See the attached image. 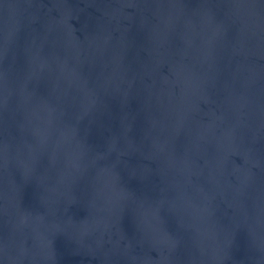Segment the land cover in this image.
<instances>
[{
	"label": "water",
	"instance_id": "obj_1",
	"mask_svg": "<svg viewBox=\"0 0 264 264\" xmlns=\"http://www.w3.org/2000/svg\"><path fill=\"white\" fill-rule=\"evenodd\" d=\"M0 264H264V0H0Z\"/></svg>",
	"mask_w": 264,
	"mask_h": 264
}]
</instances>
